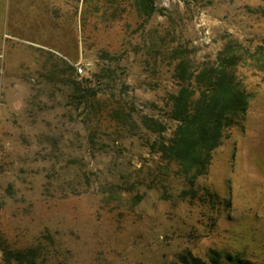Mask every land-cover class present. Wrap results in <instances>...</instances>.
<instances>
[{"label": "rangeland", "instance_id": "374dc122", "mask_svg": "<svg viewBox=\"0 0 264 264\" xmlns=\"http://www.w3.org/2000/svg\"><path fill=\"white\" fill-rule=\"evenodd\" d=\"M146 6L0 0V264H264V0ZM225 47L253 95L191 182L163 149L174 68Z\"/></svg>", "mask_w": 264, "mask_h": 264}, {"label": "trees", "instance_id": "16d2710c", "mask_svg": "<svg viewBox=\"0 0 264 264\" xmlns=\"http://www.w3.org/2000/svg\"><path fill=\"white\" fill-rule=\"evenodd\" d=\"M149 1L152 0H138V3L146 6ZM153 9L151 6L150 10ZM239 57L237 50L225 47L218 52L217 60L209 59L197 69H191L187 58L179 60L174 68L178 88L170 96V116L176 126L163 149L178 161L191 182L207 173L214 150L229 138L231 128L248 109L253 94L235 81L234 66ZM10 254L18 264H38L34 248ZM182 261L185 264H254L241 253L219 250H212L208 259L184 255Z\"/></svg>", "mask_w": 264, "mask_h": 264}, {"label": "built area", "instance_id": "2783aa9c", "mask_svg": "<svg viewBox=\"0 0 264 264\" xmlns=\"http://www.w3.org/2000/svg\"><path fill=\"white\" fill-rule=\"evenodd\" d=\"M76 69L78 73H83L85 70V64L82 62L76 63Z\"/></svg>", "mask_w": 264, "mask_h": 264}, {"label": "crops", "instance_id": "0c3cea01", "mask_svg": "<svg viewBox=\"0 0 264 264\" xmlns=\"http://www.w3.org/2000/svg\"><path fill=\"white\" fill-rule=\"evenodd\" d=\"M2 58V52H1V48H0V59ZM4 59H6V57L4 56ZM1 78V77H0ZM1 82V79H0Z\"/></svg>", "mask_w": 264, "mask_h": 264}]
</instances>
